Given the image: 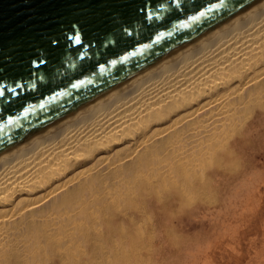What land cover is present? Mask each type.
I'll list each match as a JSON object with an SVG mask.
<instances>
[{
    "label": "bare ground",
    "instance_id": "bare-ground-1",
    "mask_svg": "<svg viewBox=\"0 0 264 264\" xmlns=\"http://www.w3.org/2000/svg\"><path fill=\"white\" fill-rule=\"evenodd\" d=\"M260 183L264 0L1 155L0 264H148Z\"/></svg>",
    "mask_w": 264,
    "mask_h": 264
},
{
    "label": "water",
    "instance_id": "water-1",
    "mask_svg": "<svg viewBox=\"0 0 264 264\" xmlns=\"http://www.w3.org/2000/svg\"><path fill=\"white\" fill-rule=\"evenodd\" d=\"M261 1L0 0V156Z\"/></svg>",
    "mask_w": 264,
    "mask_h": 264
},
{
    "label": "rangeland",
    "instance_id": "rangeland-1",
    "mask_svg": "<svg viewBox=\"0 0 264 264\" xmlns=\"http://www.w3.org/2000/svg\"><path fill=\"white\" fill-rule=\"evenodd\" d=\"M231 186L207 189L211 192L208 198L214 199L213 193H216L218 207L210 204L212 207L207 209L202 225L189 227L192 237L174 236L169 252L149 254L144 261L148 264H264V185L260 183L259 189Z\"/></svg>",
    "mask_w": 264,
    "mask_h": 264
},
{
    "label": "snow or ice",
    "instance_id": "snow-or-ice-1",
    "mask_svg": "<svg viewBox=\"0 0 264 264\" xmlns=\"http://www.w3.org/2000/svg\"><path fill=\"white\" fill-rule=\"evenodd\" d=\"M144 13H145V19L151 20L152 19V12L150 11L149 5L147 3H145V5L142 7L141 9ZM201 15H203V13H201ZM69 40H72L74 42V44L76 45H80L82 38H81V34L79 31L75 30V25L73 26V35L68 37ZM51 43L53 45H56L58 42L56 40H52ZM45 64L46 60L41 58L40 55H37L36 60L33 61V64ZM16 87H22V85H20L19 83H17ZM8 91L10 92H14L15 90L12 88H9ZM4 91L0 90V96H4ZM11 122V121H9Z\"/></svg>",
    "mask_w": 264,
    "mask_h": 264
}]
</instances>
